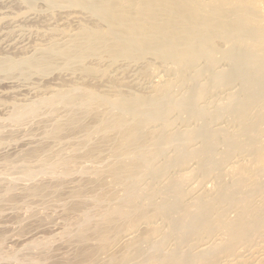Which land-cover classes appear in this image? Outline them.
I'll use <instances>...</instances> for the list:
<instances>
[{"label":"bare ground","instance_id":"1","mask_svg":"<svg viewBox=\"0 0 264 264\" xmlns=\"http://www.w3.org/2000/svg\"><path fill=\"white\" fill-rule=\"evenodd\" d=\"M70 1L85 2V3L87 2L86 4H89V6L91 5L95 13L99 15V18H101L102 21H104L103 23H105L108 26V28H110V31L108 32L107 28L105 30L98 29V26L97 29L95 30L91 29V31H88L90 29H88L87 27L86 31L84 32L82 31L83 35H81L82 33L79 35L82 38L79 37L80 39L78 40L76 39L77 41L75 40L73 43L70 42L71 44L70 45L68 44V47L64 49H57L54 47L53 51L51 52L57 54L59 53L61 57H64L68 61L70 59L71 60L75 59V61L76 60L79 61L84 59L86 56L88 57L90 55H95V54L100 55V53H104V52H108L112 57H114V59L116 58V60L119 57L142 59L148 56L149 53H152V55L154 56H157L162 59H167L171 61L170 63L173 62L177 64L181 68V70L184 71L183 72L184 74L187 72L189 68H191L190 66L192 64V61L194 63V60L196 61V59H198L199 54L197 55V52L200 49L202 50L204 46L206 47L209 45L210 48H212L214 45H212L211 47V44H213L212 42H214L216 38L231 39L237 37V39L240 38L239 39L240 41L244 39L245 36L242 32L245 31V33H247V37L250 38L251 40L250 41L246 37L248 41L246 40L247 42L245 43V46H242V48L239 47L240 49H243L242 50L243 52L236 59L238 62H242V64L243 62L246 61L248 63L249 62L251 63V67L248 68L247 77L245 78L246 84H248L249 88L246 84L243 85V86L246 85L247 87L245 88L249 89L246 90L244 88L245 92L247 91L248 93L246 92V96H244V98L240 101L241 102L240 104H237L232 107L231 105H228L226 103L227 101L231 100L226 95L229 91H231L228 89L229 87H227V92L226 90H224L226 92L225 94L220 93L218 95L219 100H215L219 102L218 105H220L221 107H225V109L222 111H225L228 108H231V110L233 109L235 112L233 110L232 112H234V115L236 116L233 117L231 116V117L233 118L234 123H237L236 119L238 120L237 124L233 123V125L236 126L234 127L230 126L232 128L228 129V132L225 134L218 133V131L217 132L213 131L215 127L214 128L211 127L212 124L211 121L214 120L215 115L213 116L211 115V117L203 121L204 123L202 126H197L194 128L190 126L191 130H189L188 132L187 131L185 132L184 129L180 128L185 133L180 129L178 131L174 129L172 132L171 128L169 130L168 127L169 125L167 127L165 125L162 126L156 125L157 122L153 121L155 124L154 125L153 123H151L150 120L152 116L150 117V119H148L150 113L153 112H156L157 114V112L164 111L167 113L171 112L172 114L174 112L173 110L175 108L178 109V107L185 108L188 111L189 110L192 111L193 108L196 107L194 104H196L198 107L199 106L198 101L200 100L199 97L201 96L203 97V95H205L210 88L209 85L204 84L202 86V83H200L201 79L198 80L199 77L198 78L196 77L197 79L193 80V82H190L189 86L184 84V83H188L186 82L188 78L187 79L183 78L184 83L182 80L181 82L182 84L180 83V85H178L179 83L176 82L175 85L176 84L177 85L173 86L170 81H167L169 77L167 75H163L159 83L155 87L156 94L155 96L153 95L152 99L151 97H146L147 98L146 99L143 98L142 96H141L142 98L138 96L136 98L130 97L133 98L131 100L128 97H126L127 99L125 97L119 98V100L116 101L115 103L116 105L113 103L111 106L112 108L107 109V110L109 109L112 110L107 111L105 109L106 111L102 112L101 115L102 117L99 116L101 118V119L99 118L100 119L99 121L102 123V125L99 126L100 128L94 125L95 131L97 128H99L98 129L99 133H103L104 136L107 135L109 132H115L116 134L118 133L119 135L117 140H115L117 143L114 144L113 146L116 148H113L111 151L112 152L111 156L113 155L114 159L108 163V167L104 166L107 168V173L104 179H102L100 185L97 184L96 187L93 188V190L89 191L91 192L90 194H88L87 192L88 190L79 192L81 193L79 194L81 197V200L79 201H83L87 205L89 204V206L90 203H88L87 201L94 202V204L96 203L97 205L96 208L97 207L100 208L98 209V213H96L98 215L97 216L98 218L94 217V220L95 218L97 220H95L94 222L91 218V213H89L93 210V208L90 211L88 206V210H86L87 208H84L87 206L85 203H84L85 206L83 207H80L81 204L83 205V202H81L80 204V202L78 201L79 202L78 205L77 203H75V205L80 207L77 208L76 206L77 211L82 212L81 209L84 208L83 211L84 213L82 212L84 215L81 213V215H83V217L81 218V220L83 221L82 222L83 225L81 224L82 225L81 226L79 223V227L81 226L80 228L82 229L84 228V229L83 231L81 229V232H83L82 234L76 235L80 237L78 238V241L83 242L85 240L84 242L86 244L85 246H87L88 244V247L96 246L93 248L94 250L91 248L93 251H91V249L87 250L85 249V247H83L81 254L85 256L82 258V256L80 255L82 261L79 260V262L75 264H91L95 262L96 260L93 259V257L94 255H96L97 252L102 253L101 258L102 260L105 259V261L102 262L104 264H264V177L261 178V180L263 181L260 180V176L262 175V172L264 170V56L259 55L260 54L259 51H262L259 49H264V16L261 14L260 11H258L255 8L253 9L251 6H249L245 2V0H237L239 4H236L237 2L233 3L232 8L230 10H228L229 8L227 9L228 11L227 10L223 11L224 9L221 10V7L218 6H214L211 9L209 8V10H206L204 8H201L200 6L203 3L201 4V2H199L200 5H198L199 3L197 1L199 0H69V2ZM260 4L262 8H264V0H261ZM159 34L161 35L164 34L163 35L164 38L161 40H156ZM254 49L255 50L257 49L259 54ZM235 50H230V51L232 52ZM254 51L255 53H253ZM50 55L51 54H49V56L42 55L43 57H37L31 61H28L26 64L35 67L36 69L38 67L39 68L42 67L43 70H46L45 68L52 66L54 61L52 59L54 56L52 55L53 57H51ZM211 56H212L211 59L213 61V59L216 57H213V55ZM255 62L256 65H254ZM6 64H7L6 67L8 69H12L11 71L15 69V64H9L7 62ZM28 65H26L27 68ZM195 65L196 64H194V66ZM173 67L176 68L175 65ZM88 69L86 67V70ZM222 69L220 71H222L226 77L231 75L232 72L231 69H230L231 72L229 71V68L228 70L226 69L222 70ZM92 70L89 69L88 71L91 73ZM93 72L95 71L93 70ZM217 77L219 78L223 77L222 73L217 72L216 75L214 76V79L216 78L215 80H217L218 79ZM256 80H260V82H255ZM244 89L242 88L243 91ZM250 89H252V94L250 93L251 92ZM77 91L76 93L78 94L71 93L72 91L67 94L64 92V94L58 98H61L62 100L66 98L68 103L65 104L70 106L79 105V106L89 107L90 105L93 104V101L88 99V97H91L90 95H88V93L90 92L79 93ZM186 91L187 92L190 91L188 93H190L189 95L191 96H187L188 98H186V95H188ZM253 94L256 95V98H258L257 96H260V98L256 103L250 100L251 99L250 95ZM67 95L68 97H66ZM183 95H185V98L187 99L186 101H184L185 99H183L184 98ZM212 95H214V93ZM92 98L94 99L95 96H92ZM256 98L254 100H256ZM56 99L57 98L50 99L49 102L54 104V101H56ZM201 103L199 106L200 108L202 107ZM211 103L214 102L212 101ZM36 104L38 105V103ZM36 104L32 105V107L25 108L24 110L16 109L17 111L15 113V116L16 117L21 116L20 115L21 112L27 113V112H32L31 111L32 109L37 110L39 105L37 106ZM97 105H101V106L107 105L106 107L110 106L108 102H103V103L98 102ZM209 105H213V104H209ZM101 106L100 108L102 109L104 106L103 107ZM87 109L88 108H86V110ZM176 112L177 111H175L174 113L176 114ZM178 112L180 111L178 110ZM232 112L230 113L226 112V114L229 113L230 115H233L231 114ZM226 114L225 117L228 118ZM233 120L231 121L230 125L232 124ZM227 121H230V117L227 119ZM159 123L160 122H158V124ZM185 125L187 126V124ZM57 126L58 127L55 126V128L57 129L61 128V125L58 124ZM179 126L181 127L182 124ZM92 127L93 126H89L88 132L91 129H93ZM185 128L189 129V127H185ZM203 129H207V131L204 130L207 135V140L206 141L204 140L205 141L204 144L198 147L196 151L193 152L192 149H191L192 152L186 151L184 150L185 147L182 150L181 148L182 145L181 146L179 145V147L176 146L177 153L175 155L169 156L168 154L169 157H166L167 155L163 156V151L166 149V147L168 148V144H171V140L174 141L173 137H175V142L176 140H179L177 141V143L182 141L186 142L190 139L192 141L193 139L197 138L199 131H202ZM95 131L93 130V132ZM201 134L203 135V133ZM247 134L248 135L251 134V135L248 136ZM111 135L108 134L106 137H109ZM243 135H247L246 138L247 137L248 138L245 141H244L245 138L244 139L242 138L244 142H239L238 139L240 138V136L243 137ZM106 137L105 140H107ZM200 140L201 139H199V141ZM220 141L222 142L226 141L227 144L229 143L230 145L227 149L225 148V150H221V154L216 158H214L213 160L211 159L212 161H210L208 159L209 153L210 152L213 153L214 149H215L214 152H216V148L218 147L217 143H219ZM81 146L83 147L84 144L80 145V147ZM187 147H188V143H187ZM171 148L172 147H170V149ZM37 149H39V147ZM99 150L100 148L97 147H94L93 149H89L87 151V155L89 157L93 155V158H95L97 154H100ZM168 151L171 152L170 150ZM194 153L199 154L201 160L200 159L198 160L200 162L197 161L199 163L198 165L199 167H197V169L194 170L193 168H190L192 171L190 170L189 172V163L192 160V159L190 160V158L191 156H193ZM54 157L52 156V158ZM182 157L185 158L182 159L183 161L180 159ZM176 158L179 159L180 161H178ZM173 159L177 163H180L181 161L183 163L185 160L187 163L185 162V164L183 163V166H181V168L184 171L181 168L180 171L181 170L183 171L182 174L187 172L189 174V175H185L184 177L183 175H181L182 177L179 178L180 176H178L175 173L176 171L174 170L175 171L174 179L177 178V183H176V186L178 185L177 190H181V188L185 187V184L188 182L189 176L194 178V176L197 173H201L200 177L203 176L202 173L207 171L211 167L212 163L214 164L217 163L218 165H220V168L222 167L221 170L220 171L218 170L219 172H216L215 175L213 173V177H210L208 180H206L207 182L209 181L210 183L208 182L207 184H203L206 185V187L208 188L202 189L204 186H202L201 188V186L199 185L201 191H199V193L196 194L195 197L196 200L194 201L195 204L199 203L198 205L192 204V202L190 201L191 202L190 205H193V207L192 206L190 207L188 203L184 206H181L178 201L174 200L173 202V199L171 200L172 193H170V191L168 192V191H164L165 189L164 190L162 189L164 188V185L162 188L160 187L163 181H165V179L161 180L165 173L170 172L169 175L172 176L171 167H173V165L171 166V163L172 161L175 162ZM41 160L38 162L41 163ZM66 160L67 159L62 160L61 158H59L55 161L49 160V162L46 163V161L48 160L46 159L45 161L44 159L45 162H43L42 160V163L39 164L40 165L39 168L35 167L38 169H34L32 166L30 167L27 166L28 168L24 167L25 168L24 172H26L25 175H28L30 177L32 175L35 176L38 173L43 174L44 172H46L47 174L48 172L47 170H54L55 173H58L57 170L60 168L61 164H64V169L66 170L68 169L67 171H70L69 167L71 164L69 163L70 165L68 164L69 165L68 166L67 163L69 161ZM27 161L29 160L27 159ZM227 162L231 163L230 167L226 165L228 167L225 166L223 168V166L227 164ZM235 163L237 164L239 163L238 168L234 166ZM25 164L28 165V163ZM90 164L94 166L92 173L90 172L91 174H93L94 172L95 175H98L101 174L100 172H104L105 175L106 170L104 171L103 170L104 168L102 169L99 166L98 168H95L96 165H93V163L91 162ZM100 164L102 165V163ZM217 164L215 165L216 167ZM72 165H76V164L72 163ZM195 165L196 163L194 161L193 166ZM78 167L79 166L75 167V169H77ZM84 167L80 166L79 168L81 169L83 168L82 171H85L87 169V165L85 170ZM89 168L92 167L89 166ZM167 169H169L170 171ZM217 169L219 168L217 167ZM66 170L62 169L61 173L66 175L67 172ZM150 170L156 172L158 171L159 174H157L158 176H156L158 181L157 184L153 183L155 185L154 187L155 189L154 188L151 189L149 187L153 191L148 189L146 191L144 189L145 188L144 180L147 179L145 178V176H147L146 174H148L146 173V171L149 172ZM161 170L164 172H161ZM72 172L74 173V170ZM72 172L70 171L67 174H71ZM50 173L51 175L54 174L52 173V171H50L49 174ZM161 173H163V175ZM147 177L149 178L151 176H147ZM166 178L169 179L168 177ZM89 179L92 180L91 178ZM143 183L144 185H142ZM203 183L205 182L203 181ZM173 184L175 185V183ZM42 185L44 184L42 183ZM209 186L211 189L209 188ZM185 189L183 188V190ZM208 189H210V191ZM173 190L175 189L173 188ZM186 192L187 191H185L184 193ZM161 193H165L166 196L168 195L167 201H162V202L160 201L161 199L159 198L160 195H162ZM204 197H207V199H204ZM203 200H205V203L200 204ZM181 203L183 204V202ZM75 205L74 206L70 205L72 208H69L70 211H68L67 208V212L68 213L74 212L75 214L76 210L75 211L73 210L76 209ZM149 205L153 206V208H148ZM199 205H201L200 207L201 209L198 207ZM176 209L178 210V212H176L177 211ZM175 213H177L178 216L175 220H173V216ZM69 216L68 219L66 217L67 220H71L72 218H74L72 217L71 219H69ZM154 216L155 217L157 216V218H155ZM153 217L156 220L152 219ZM77 218L78 217H76V219ZM84 219L86 220L88 219L87 222H91L89 221L91 219L94 223L92 222V225L90 226L85 224L87 226L84 227L85 226L84 223L86 222V220ZM244 220L248 221L246 222L247 225L243 223ZM72 221L74 220H71L70 222L72 223ZM240 222L243 223L242 225H244L243 226L244 228L242 229L240 228L241 224L238 225V223ZM138 225L139 226L141 225V227L140 228L136 227ZM65 227H68V225H66ZM232 227L236 229L238 227L239 229H241V231H238L239 229L236 230L235 233L233 232L234 234H229L231 236H229L228 238L227 234L229 233V230ZM134 228L135 229L139 228V230L136 231ZM79 229H77V232H79L78 231ZM132 229H134V232L131 231ZM130 231L131 233L127 234ZM62 233L65 232L63 231ZM70 233L71 231L69 230L68 234L70 235ZM75 240H77V237L75 238ZM170 240L173 242L172 243L173 246L171 248H169L167 245V242ZM41 242H43V239ZM38 243L40 244V241ZM205 243H207L206 247L204 245ZM203 247L204 249H202ZM85 251H90L91 253L89 252L90 253L89 254L86 253ZM98 260L97 262L101 261Z\"/></svg>","mask_w":264,"mask_h":264},{"label":"rangeland","instance_id":"2","mask_svg":"<svg viewBox=\"0 0 264 264\" xmlns=\"http://www.w3.org/2000/svg\"><path fill=\"white\" fill-rule=\"evenodd\" d=\"M32 1L34 0H0V61L2 62V63L0 62V64H2L0 65V234L2 233L0 235L1 237L0 238V264H67L69 262H70L69 264H75L79 262V260L82 261L81 256L82 258L85 256L81 254L83 247H85V249L87 250L91 248L93 249L94 247H96V246L94 247L89 246L90 247L89 248L88 244L87 246H85L86 245L84 243L85 240L83 242L82 241L80 242L78 241V238L80 237L76 236V235L83 233L81 232L82 228H80L83 225L82 223L83 221L81 220V218L84 215L83 214L84 208H87L86 210H88V206H89V204L87 205L85 202L79 201L81 200V197L79 195L81 193L79 192L88 190L87 192L88 194H90L91 192L89 191L93 190V188H95L97 184L100 185L102 179H104V177L106 176V173H107L106 167H108V163L114 159V156L113 155H112L113 157L111 156L112 154L111 151L113 148H116L113 146L114 144L117 143L115 140H117L118 135H119L118 133L116 134L115 132H109L108 134L110 135L112 134V135L109 137H106L108 134L104 136L103 133H99V130H98L100 128L99 126L102 125V123L99 121L101 119L100 117H102L101 116L102 112L106 111L108 108H112L111 107L112 104L113 103L115 104L116 101L119 100V98H123V97L136 98L137 96L138 97L142 96L143 98L151 97L152 99L153 95L155 96L156 94L155 87L157 86V84L159 83L163 75H167L169 77L167 81H170L173 86L177 85V84L175 85L176 82H178L179 83L178 85H180L182 80L184 83V79H187V78L188 79L186 80V82L188 83H184V84L189 86L190 82H193V80L199 77L198 80L201 79L200 83H202V86L205 84V85H209L210 87L209 91H207V93L203 95V97L201 96L202 98L199 97L201 100V101L200 100L198 101L199 106H200V103L202 102L201 108L199 106L198 108L196 104H194L196 107H194L195 109L193 108L192 111L190 110L188 111L185 108L178 107V109L175 108L173 111L178 112L179 110L180 112L178 113L176 112V114L173 112L172 113L173 115L171 114V112L167 113V112L162 111V112H157V114L156 112H153V113H150V116L148 119H150V117L152 116L150 119L151 123L154 124V122H157L156 125H161V126L165 125L166 127L169 125L168 126L169 130L171 128L172 132L174 129L178 131L180 128L184 129L185 132L186 131L188 132L189 130H191V127L194 128L197 126H202L204 123L203 121L211 117V115L212 116L215 115V118H214L215 121L213 119H212L213 121H211L212 122L211 127L212 128L215 127L213 131H216V132L218 131V133L225 134L228 132V129H231L232 127L236 126V125H233L234 120L232 118L233 116H236L234 115L235 111L232 109L234 111L232 112L231 108H228L227 110L222 111L225 109V107H221L220 105H218L219 102L215 100H219L218 95L220 93L225 94L227 92V87H229L228 89L231 91H229L226 95L231 100L227 101L226 103L228 105H231V107L237 104H240L241 103L240 101L244 98V96H246L247 91L245 92V89L249 90L248 89L249 86L248 84H246L245 78L247 77V70L248 68L251 67V63L250 62L248 63L246 61V62H243L242 64V62H238L236 59L243 52L242 51L243 49H240V48H242V46H245V43L248 41V39L250 40V38L247 37V33H245V31L242 32L245 37L243 40H240V41H239L240 38L237 39V37L231 38V39L216 38L215 39L216 41L214 40V42H212L213 44H211V47L212 45H214L212 48H210L209 45L206 47L204 46L203 47L204 49L202 48V50L200 49L197 52V55L199 54L201 59L198 55L199 60L198 59H196V61L194 60V63L192 61V64L190 66L191 68H189L187 72L185 71L186 73L184 74H183L184 71L181 70V68L177 64L173 62L170 63L171 61L167 59H162L157 56H154L152 55V53H149L150 55L148 54V56H146L145 58H142L143 60L136 59V58H125V57H119L116 60V58L114 59V57H112L108 52H104V53H100V55L95 54V55H90L88 57L86 56L84 59L79 60V61L78 60L75 61V59L74 60L70 59L69 60L70 62H69L64 57H61L59 53L58 54L54 52L52 53L51 51H53L54 47L57 49H64L68 47V44L70 45L76 39L78 40L82 38L79 35L81 33H82L81 35H83V32L87 30V27L88 29H90L88 31H91V29L95 30L97 29V26H98V29L105 30L107 28L108 32L110 31V28H108V26L105 23H103L104 21H102V19L99 18V15L95 13L91 5L89 6V4H86L87 2L86 3L85 2H73V1L69 2V0H63V1L62 0H35L34 2ZM207 1L199 0L197 2L198 3L201 2V4L203 3L202 5H200V3L198 5H200L201 8H204L206 10H209V8L211 9L214 6H218V7H221V10L224 9L223 11L227 10L228 8H229L228 10H230L233 6V3L237 2V0H212V1L207 0ZM260 1L261 0H245V2L249 6H251L253 9L255 8L258 11H260L261 14L264 16V8H262ZM236 4H239V3L237 2ZM159 35L162 37H160ZM159 35L156 40H161L164 38L163 36L164 34L162 35L159 34ZM246 37L248 39H246ZM235 49L237 50V52ZM230 50H235V51L231 52ZM259 50H262L264 53V49H259ZM255 51L258 52L257 49ZM255 51L253 53H255ZM262 51H259L260 54L259 52L258 54L261 56H264ZM46 54L48 56L49 54H51L50 55L51 57L54 56L52 59L54 60L53 64L56 66L52 64V66L45 68L46 70H43L42 67L40 68L38 67L36 69L35 67L29 66L28 64H26L28 61H31L37 57L47 56ZM210 54L213 55V57H216L213 59V61L211 59L212 56ZM6 62L9 64H15V69L13 68L14 69L13 71H11L12 69H8L6 67L7 65ZM194 64L196 65L194 66ZM24 65L25 66L28 65V68L27 66L25 67ZM174 65L176 68L173 67ZM254 65H256V62ZM86 67L87 69L89 68L90 70L93 69L95 72H93L92 70L91 71L92 74H91L88 71L89 69L86 70ZM228 68H229V71L231 69L232 72L230 71L231 75L226 77L225 74L220 70L221 69L228 70ZM217 72L222 73L223 75V77H221L222 79L219 77H217L219 80L218 79L215 80L216 78L214 79V76L216 75ZM255 82H260V80H256ZM244 84H246L248 88H245L247 86L246 85L243 86ZM242 88L243 89L245 88L244 91L242 90ZM224 90H226V92ZM250 90L251 92L250 91L249 92L252 94V89ZM76 91L79 93L80 92L92 93V94L88 93V95L91 96V97H88V99L92 100L93 104L90 105L89 107L79 106V105L70 106V105L65 104V103H68L66 98H64V100H62L61 98H58L61 95H63L64 92L66 94L69 92L78 94L76 93ZM188 92H187L188 95H186V98H188L187 96H191L189 95L190 93ZM213 93L214 95H212ZM92 96H95V98L93 99ZM66 97H68V95ZM183 97L182 98L185 99L184 101H186L187 99L185 98V95H183ZM250 97H251L250 100H252L254 103H256L258 99L260 98V96H257L258 98H256L255 94L250 95ZM53 98H57L56 101H54V104L49 102V100ZM255 98L256 100H254ZM131 99L133 98H130V100ZM204 99L209 102H206ZM45 100H46V103H45ZM211 100L214 103H211L212 102ZM98 102L99 103L108 102L110 106L106 107L107 105L106 106L97 105ZM36 103H38L39 105L37 110L32 109L31 110L32 112H27V113L21 112L20 113L21 116H17V117L15 116V113L17 111L16 109L24 110L25 108L32 107V105ZM216 103L218 107L216 106ZM209 104H213L215 107ZM100 106L101 107L104 106L103 107L104 109L103 108L101 109ZM51 107H54V108H51ZM86 108L88 109L86 110ZM84 109L86 110V112ZM110 110L112 109H109L107 111H110ZM226 112H229V113L232 112L231 114L233 115H230L229 113L226 114ZM225 114L228 118L230 117V121H227L228 118L225 117ZM231 118L233 122L230 125L232 121ZM164 119L166 120V122ZM158 122L160 123L158 124ZM163 122L166 124H164ZM236 122L238 123L237 119H236ZM96 123L97 124L101 123V124L97 125ZM184 123L187 124V126ZM237 123H234V124H237ZM58 124L61 125L62 129L55 128V126L58 127L57 126ZM178 124L179 125L182 124V126L183 125L184 126L180 127ZM94 125L96 127H99L96 129V131H95ZM174 125L177 127H175ZM87 126H88V129H87ZM89 126H93L92 127L93 129L90 130L91 132L90 131L88 132ZM185 127H189V129ZM182 129L180 130L183 131ZM93 130L95 132H93ZM204 130L207 131V129H203L202 130L203 132L199 131L200 134L198 133L197 138L193 139L192 141L190 139L186 142L182 141L183 143L182 142L177 143V141L179 140H176L175 142V137H173L174 141L171 140L172 146L171 144H168L169 149L166 147V149L164 150L165 153L163 151V156L167 155L166 157H169V156L175 155L177 153V147H179V145L180 146L182 145L181 147L182 150L185 147L184 150L186 151H191V149L193 152L196 151L198 147L204 144V142L207 140V135ZM201 133H203V135ZM247 135H243V137L240 136L238 141L244 142L248 138V137L246 138ZM105 137L107 138V140H105ZM242 138L243 139L245 138L244 141L242 140ZM199 139L201 140L199 141ZM187 143H188V147H187ZM83 144L84 146L80 147V145H83ZM189 144L192 146H190ZM229 145L230 144L229 143L227 144L226 141H223V142L220 141L219 143H217V146H218L216 148L217 153L214 152L215 151L214 149L213 153L212 152L209 153L208 159L212 161L214 158H216L217 156L221 154V150H225V148L227 149ZM36 147L37 148L39 147V149H37ZM94 147L100 148L99 150L100 154L96 153L97 155L95 156V158H93V155L89 157L87 155V151L89 149H93ZM170 147H172L173 149L172 148L170 149ZM168 150H170L171 152H169ZM84 155H87V156H84ZM52 156L54 158H52ZM57 157L61 158L62 160L67 159L69 161L67 165L69 163L71 165L72 163L76 164V165H72V167L69 164L70 165L69 170L71 172L74 170V173L72 172L71 174H67L70 171H67L68 169L67 170L64 169V164H61L60 168L57 170L58 173H55L54 170H47L48 171L47 174L46 172H44L46 175L44 173H43L44 175L42 173H38L36 174L37 176L32 175L33 178L32 176L30 177L28 175H25L26 172L24 171L27 166L29 167L32 166L34 169H38L40 166L39 164L42 163V160L43 162H45L47 159L48 161H46V163H48L49 160L55 161L59 159ZM27 159L29 161H27ZM180 159L182 160L185 158L182 157ZM199 159L201 160V157L197 153H194L193 156H191L190 158L191 162L189 160L190 162L189 172L191 170L190 168H193L194 170V169H197V167H199L198 166L199 165L198 162H200L198 161ZM40 160H41V163L38 162ZM177 160L180 161L179 159ZM193 160L195 161L197 165V166L195 165L196 167L193 166V163H194ZM182 161L180 163H182ZM90 162L93 163V165H96L95 168H98V166L102 169L104 168L103 170L104 171L106 170L105 175H104V172H100L101 174H98V175H95L94 172L93 174H91L92 170L94 169V166H92ZM185 162L186 161L184 160L183 163L185 164ZM25 163H28V165ZM100 163H102V165ZM180 163H177L176 161L175 162L172 161L171 163V166L173 165V167H171L172 170L170 168L172 176L169 175L170 172L169 173L167 172L164 174L169 179H167L163 175V173H161L163 175L161 180L165 179V181H163V183L161 182L162 184L160 185V187L162 188L164 185V188L162 189L163 190L165 189L164 191H168V192L170 191V193H172L171 200L173 199V202L174 200L178 201L181 206H184L187 203L190 205L191 202L192 204H195L194 201L196 200L195 199L196 194L199 193V191H201L200 189L202 188V186H204L202 189L208 188L206 187V185H203V184H207L209 181L207 182L206 180H208L210 177H213V173L215 175L216 172H219L222 167L220 168V165H218L217 163L215 164L210 163L211 167L207 170L208 172L205 171L204 173H202L203 176L201 177H200L201 173H197L194 176L196 180L193 177L189 176L188 182L185 184V187H183L184 189L185 188L186 189L183 190V188L179 187L181 188V190H177L178 189L177 187L178 185L176 186L177 178L174 179L175 178L174 172L176 171L175 173L178 176H180L179 178L182 177L181 175H183V177L185 175H189L188 172L182 174L184 171L181 168V166H183V163L182 164ZM216 164L219 169H217V167L215 166ZM236 164L237 163H235L234 166L238 168L239 163L237 164V166ZM86 165H87V169H86ZM226 165L230 167L231 163L227 162V164H225L223 168ZM77 166L79 167L85 166L84 170L85 169L86 170L82 171L83 168L81 169L79 167H78L79 169L78 168L75 169V167ZM89 166L92 168H89ZM35 167H38V168H35ZM180 168L183 171L182 170L180 171ZM21 169L23 170V173ZM62 169L67 171L66 175L61 173ZM50 171H52V173L54 174L52 175L51 173L49 174ZM151 171L152 170H150L149 172L146 171V173H148L146 175L151 176L149 178L145 176V178L148 179V181L147 179L144 180V183H145L144 189L146 191L147 189L151 190L152 188H154L155 187L154 184H157V181H158L156 177L158 176L157 174H159L158 171L157 172L156 171L151 172ZM161 172H164V171L161 170ZM98 176L100 177V179ZM263 177H264V170L262 172V175L260 176V180ZM89 178H91L92 180H90ZM203 181L205 183H203ZM42 183L44 185H42ZM144 183L142 185H144ZM173 183H175V185ZM199 185L201 186V188H199ZM173 188L175 190H173ZM210 189L208 190L210 191ZM185 191L187 192L184 193ZM161 194L162 195H160V198H159L161 199L160 201L161 202L167 201L168 195L166 196L165 193H161ZM204 199H207V197H204ZM78 201L80 202V204L81 202H83V205L81 204L80 207L85 206L84 203L87 205L86 207L81 209L83 213L77 211V208H80L77 206L79 204ZM87 202L90 203L89 210L91 211L93 208V210L89 213H91V218L95 222V220L97 219L95 218L94 220V217L98 216L96 213H98V209L100 208L99 207L96 208L97 205L96 203L94 204V202H90V201H87ZM181 202H183V204ZM75 203H77V205H75ZM202 203H205V200H203L200 204ZM198 204L199 203H196L195 205H198ZM70 205L71 206L75 205V208L77 206L76 209H73L74 211L76 210L75 214L74 212L73 213L67 212V208H68V211H70L69 208H72ZM151 205H149L148 208H153V206ZM191 206L193 207V205H190V207ZM198 207L200 208L201 205H199ZM94 212L96 215L94 214ZM176 212H178V210ZM81 213L83 215H81ZM67 215L68 216L70 215L69 219L74 217L71 219V220H74L72 221V223L70 222L71 220H67L68 219ZM177 216L178 214L175 213L173 216V220H175ZM76 217H78L79 219L78 218L76 219ZM154 217L152 219L157 218V216L155 218ZM92 220L90 219L89 221L91 222H87L88 221L87 219L86 220L87 223L84 221L85 222L84 225L85 224L89 226L92 225V222H93ZM246 222L248 221L244 220L243 223L246 224ZM79 223L80 225L82 224L80 227H79ZM243 223L241 222L238 223V225L241 224L240 225L241 229L244 228L243 227L244 225H242ZM66 225H68L70 229L68 227H65ZM87 225H85L84 227H86ZM136 227L140 228L141 225L140 226L138 225ZM238 227L237 229L232 227L231 229H234V230H231V229L229 230V233L227 234L228 238L229 236H231L229 234H234L236 230L239 229ZM139 228L138 229L134 228V229L137 231L139 230ZM77 229H79L78 230L79 232H77ZM134 229H132L131 231L134 232ZM241 229H239L238 231H241ZM69 230L71 231L70 235L68 234ZM63 231L65 233H62ZM131 231L128 232L127 234L131 233ZM76 237H77V240H75ZM42 239H43V242H41ZM39 241H40V244L38 243ZM170 241L167 242V245L169 248L173 246L172 244L173 242L172 241L170 242ZM204 245L206 247L207 243H205ZM92 249L91 251L94 250ZM202 249H204V247ZM85 252L89 253L90 251H85ZM101 257H102V253L97 252L96 255H94L93 257V259L96 260L95 261L96 263L95 262L93 263L101 264L103 261H105V259L102 260ZM98 259L101 261L97 262Z\"/></svg>","mask_w":264,"mask_h":264}]
</instances>
